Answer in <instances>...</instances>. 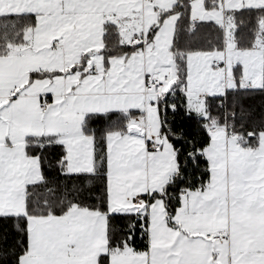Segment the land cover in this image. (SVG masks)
Returning a JSON list of instances; mask_svg holds the SVG:
<instances>
[{
    "label": "snow or ice",
    "instance_id": "obj_1",
    "mask_svg": "<svg viewBox=\"0 0 264 264\" xmlns=\"http://www.w3.org/2000/svg\"><path fill=\"white\" fill-rule=\"evenodd\" d=\"M0 264H264V0H0Z\"/></svg>",
    "mask_w": 264,
    "mask_h": 264
}]
</instances>
